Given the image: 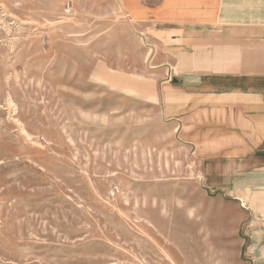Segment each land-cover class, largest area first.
I'll list each match as a JSON object with an SVG mask.
<instances>
[{
    "label": "rangeland",
    "instance_id": "rangeland-1",
    "mask_svg": "<svg viewBox=\"0 0 264 264\" xmlns=\"http://www.w3.org/2000/svg\"><path fill=\"white\" fill-rule=\"evenodd\" d=\"M131 17L119 0H0V264L236 260L230 118L169 93Z\"/></svg>",
    "mask_w": 264,
    "mask_h": 264
},
{
    "label": "crops",
    "instance_id": "crops-1",
    "mask_svg": "<svg viewBox=\"0 0 264 264\" xmlns=\"http://www.w3.org/2000/svg\"><path fill=\"white\" fill-rule=\"evenodd\" d=\"M119 2L148 27L152 62L166 71L169 93L230 118L219 132L234 134L229 161L244 165L246 182L230 191L245 203L233 264H264V0Z\"/></svg>",
    "mask_w": 264,
    "mask_h": 264
}]
</instances>
